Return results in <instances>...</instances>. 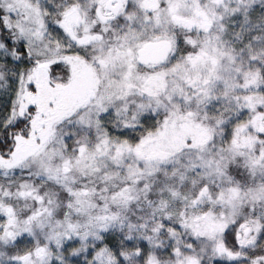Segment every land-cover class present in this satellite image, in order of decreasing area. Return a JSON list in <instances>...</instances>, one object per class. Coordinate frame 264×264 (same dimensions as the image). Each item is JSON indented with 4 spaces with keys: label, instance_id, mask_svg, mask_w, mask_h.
<instances>
[{
    "label": "snow or ice",
    "instance_id": "6c2138e0",
    "mask_svg": "<svg viewBox=\"0 0 264 264\" xmlns=\"http://www.w3.org/2000/svg\"><path fill=\"white\" fill-rule=\"evenodd\" d=\"M0 264H264V0H0Z\"/></svg>",
    "mask_w": 264,
    "mask_h": 264
}]
</instances>
